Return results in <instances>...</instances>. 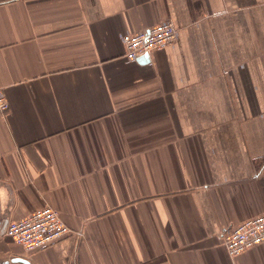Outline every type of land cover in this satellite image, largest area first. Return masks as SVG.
<instances>
[{
    "label": "crops",
    "instance_id": "obj_1",
    "mask_svg": "<svg viewBox=\"0 0 264 264\" xmlns=\"http://www.w3.org/2000/svg\"><path fill=\"white\" fill-rule=\"evenodd\" d=\"M0 88V264H264L223 245L264 212V0H0ZM45 205L79 235L26 253Z\"/></svg>",
    "mask_w": 264,
    "mask_h": 264
},
{
    "label": "built area",
    "instance_id": "obj_2",
    "mask_svg": "<svg viewBox=\"0 0 264 264\" xmlns=\"http://www.w3.org/2000/svg\"><path fill=\"white\" fill-rule=\"evenodd\" d=\"M176 36L177 29L173 22L164 20L140 31L124 32L118 37L125 49L124 58L135 61L153 50L172 44ZM3 93L0 88V112L5 113L9 103ZM72 233L77 232L63 222L57 210L48 205L33 210L25 217L9 221L5 228V235L26 253L44 250ZM263 242L264 212L236 224L223 236V245L230 256L240 255Z\"/></svg>",
    "mask_w": 264,
    "mask_h": 264
},
{
    "label": "water",
    "instance_id": "obj_3",
    "mask_svg": "<svg viewBox=\"0 0 264 264\" xmlns=\"http://www.w3.org/2000/svg\"><path fill=\"white\" fill-rule=\"evenodd\" d=\"M17 259H18V261H22V262H24L25 264H29L28 261H26V260L19 259V258H17ZM17 259H16V260H17ZM16 260H15V261H16Z\"/></svg>",
    "mask_w": 264,
    "mask_h": 264
}]
</instances>
